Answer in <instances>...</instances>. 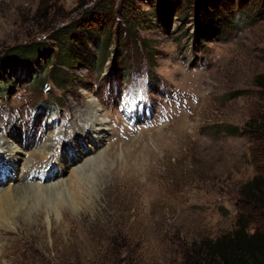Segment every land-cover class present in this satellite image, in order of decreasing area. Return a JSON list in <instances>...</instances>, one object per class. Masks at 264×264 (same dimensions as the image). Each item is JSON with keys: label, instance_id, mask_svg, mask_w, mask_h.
I'll list each match as a JSON object with an SVG mask.
<instances>
[{"label": "rangeland", "instance_id": "1", "mask_svg": "<svg viewBox=\"0 0 264 264\" xmlns=\"http://www.w3.org/2000/svg\"><path fill=\"white\" fill-rule=\"evenodd\" d=\"M100 1L0 0V57L32 43L57 54L56 32ZM108 1L124 12L126 0ZM157 1L130 0L134 27L118 17L123 32L110 44L89 40L91 61L63 67L61 88L49 77L56 56L0 75V148L22 149L14 184L58 182L73 203H57V214L30 199L12 225L0 223V264H206V244L239 226L264 232V212L243 194L264 177V0H212L200 12L196 0ZM214 14L223 20L208 24ZM205 27L211 40H201ZM148 77L156 123L172 122L135 131L118 106ZM91 102L108 127L99 148L76 141ZM91 156L103 160L86 167L76 189L75 173ZM7 181L0 177V190Z\"/></svg>", "mask_w": 264, "mask_h": 264}, {"label": "trees", "instance_id": "2", "mask_svg": "<svg viewBox=\"0 0 264 264\" xmlns=\"http://www.w3.org/2000/svg\"><path fill=\"white\" fill-rule=\"evenodd\" d=\"M163 1H157V6L164 5L165 2L168 4L167 0ZM129 2L130 0L123 2L124 5L122 4L121 7L125 9L120 15L121 8L115 9L114 2L101 0L92 10L82 15L80 19L59 29L56 32V37L52 38L56 43V48H58L57 54L46 43L22 44L11 48L9 52L0 57V75L6 69L11 66L15 67L21 62L25 61L33 66L35 63L42 62L45 58L50 60L56 56V63L53 64L49 77L57 87H63L69 81L65 68H73L70 67L73 64L85 66L86 63L82 60L91 61L88 57H85L90 52L89 44L92 42L89 40H94V46L100 44V38L105 43L110 44L115 32L118 35L123 32L120 27L123 18H126L127 24L134 27L135 24L132 23L136 21V17L129 13L132 12L128 9ZM204 2L211 5L212 0H196L198 12L201 11L199 6L202 7ZM126 14L130 16L132 21L125 17ZM217 15H209L208 24H216L218 21L220 23L223 20L220 17L221 14ZM118 17L122 19L119 18L120 21H118ZM115 24H117V27L114 30L113 26ZM204 24H201L200 27ZM205 29L206 27L204 29L200 28L201 40H211L210 37H207L209 30L206 31ZM83 34L84 36L88 35V38L86 39ZM60 56H62L63 62L58 63ZM244 190L243 194L254 203L253 208L264 212V177L255 176L245 186ZM205 247L208 255H210L206 264H264V232H255L249 235L245 226H239L231 237L225 236L216 242L206 244Z\"/></svg>", "mask_w": 264, "mask_h": 264}, {"label": "bare ground", "instance_id": "3", "mask_svg": "<svg viewBox=\"0 0 264 264\" xmlns=\"http://www.w3.org/2000/svg\"><path fill=\"white\" fill-rule=\"evenodd\" d=\"M89 109H90V112L87 114V116H85V119H84L85 125L82 128L84 137L77 135L79 137L76 141L79 140L83 142V140H88L89 142L93 144V146L98 147L100 146V144H102L103 139L105 135L107 134L108 127L106 125V119L102 115L99 109V106L96 102H91V104L89 105ZM4 143H5L4 144L5 146L0 148V173H1L0 177L8 178L9 182L7 181L8 185H6L5 188L0 190V223H6L9 226L12 225L14 216L17 213V211L22 213V212H27L29 210L26 202H28V200L30 199H34L36 202H39V200L48 201L51 204L52 210H54L57 214H58V211H57L58 204L57 203H60L62 200L64 203H67V204L72 203L71 199L70 200L68 199V196H67L68 194H66L69 192H67L66 191L67 189H65L64 187L62 188L58 182H55L50 185L45 184V186L43 187L41 184L36 185V186L27 184L25 186L17 187L16 184H14V181L18 180V177L16 175H10V174L11 172H13V170L15 172V169L13 168H14V165L17 164V160L19 159V152L22 149L17 148L16 146L12 145L8 141L7 143L6 142ZM72 143L75 145V147H77V143L75 142H72ZM72 143L71 145H73ZM46 147L48 149V146H44L40 149L41 153L44 154V155L41 154L40 157L45 158L46 156H48L49 152L47 153ZM83 154L85 155L90 154V152L89 153L88 151L86 153L83 152ZM83 154H82V157H79V159L82 158V161H83V156H85ZM78 156L79 155H75L76 158H78ZM101 156L88 157L85 160V162H83L85 164H83L82 166L79 165L80 171L78 170L79 172L75 173V188L76 189H80L79 185H81V183L85 181V177H87V175L89 174V172H86V167L89 164H95L99 160L100 161L103 160ZM47 173L50 177H53L54 175L53 168L49 167ZM23 178H25V182H26L27 177L25 176Z\"/></svg>", "mask_w": 264, "mask_h": 264}]
</instances>
